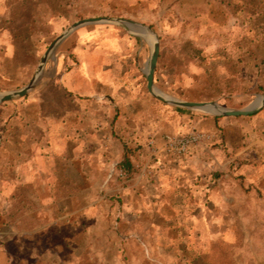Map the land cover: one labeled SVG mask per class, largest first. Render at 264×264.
Returning <instances> with one entry per match:
<instances>
[{"label":"rangeland","instance_id":"obj_1","mask_svg":"<svg viewBox=\"0 0 264 264\" xmlns=\"http://www.w3.org/2000/svg\"><path fill=\"white\" fill-rule=\"evenodd\" d=\"M14 2L0 0V22ZM134 6L69 0L55 12L62 26L49 24L50 12L42 6L32 26L39 59L76 20L135 16L158 35L154 78L163 92L241 109L264 91V0H139ZM143 46L145 68L150 48L145 40ZM20 81L0 76V92L25 84ZM145 85L150 103L142 106L162 107ZM238 118L234 131L208 138L190 183L157 172L159 167L150 172L142 149L132 155L135 169L128 179L118 169L119 157L115 162L109 155L102 164L94 156H39L33 171L21 170L35 184L24 212L17 206L8 212L15 186H4L24 157L1 139L0 264H264V106Z\"/></svg>","mask_w":264,"mask_h":264},{"label":"crops","instance_id":"obj_2","mask_svg":"<svg viewBox=\"0 0 264 264\" xmlns=\"http://www.w3.org/2000/svg\"><path fill=\"white\" fill-rule=\"evenodd\" d=\"M68 1L15 0L4 10V19L0 22L2 79L21 80L25 84L31 80L40 60L37 40L32 34L33 23L41 7L45 6L50 12L49 24L62 26L59 21L55 22L61 16L55 12L63 11ZM138 1L124 0L132 9ZM126 19L151 26L140 17ZM17 24L22 30L14 32L13 27ZM120 31L126 36H121ZM86 33L93 38L89 39ZM143 44V37L120 26L88 24L80 27L58 45L33 89L22 97L0 102V124L3 126L0 140L8 144L7 149L15 148L17 157H24L15 162L13 177L10 175L5 180L4 186H15L9 213L16 206L19 212H24L32 203L35 184L24 179L21 170L33 171L39 156L45 159L56 156L61 160L71 154L85 159L94 156L97 158L94 161L103 164L109 155L115 156L114 161L118 162L125 150L134 154L136 149H142L148 153L145 166L150 172L159 167L157 172L173 173L190 183L198 164L203 163L206 156L203 151L209 139L220 132L226 135V130L234 131L239 126L241 120L238 117L243 116L213 115L175 106L167 108L165 103L151 109L142 106L145 105L143 101H147L143 90L145 68L140 66V61L144 57L147 59ZM45 69L49 73L43 78ZM24 85L8 87L5 91ZM145 87L147 89V85ZM185 100L199 101L190 97ZM209 101L221 104L218 99ZM192 129H199L206 137L189 154L169 160L171 155L162 148L164 134L178 135ZM151 140L155 146L149 145ZM229 141L227 137V145ZM22 149L29 153L24 155ZM15 154L12 153V157ZM133 154L130 157L134 165ZM4 163L10 162L6 159Z\"/></svg>","mask_w":264,"mask_h":264},{"label":"water","instance_id":"obj_3","mask_svg":"<svg viewBox=\"0 0 264 264\" xmlns=\"http://www.w3.org/2000/svg\"><path fill=\"white\" fill-rule=\"evenodd\" d=\"M88 24L118 25L130 33L143 37L144 40H146L150 48L148 61L144 69L147 90L153 97L161 100L167 105L193 109L208 114L222 116H247L254 114L264 106V91L261 94H258L247 106L241 109L224 107L218 104L216 101H189L163 92L156 86L154 79V74L160 54L159 38L155 30L151 26L131 19L110 16L82 18L67 26L48 44L39 60L31 80L18 89L0 92V102L22 97L26 95L31 89H33L41 78L46 63L54 57L58 45L73 31Z\"/></svg>","mask_w":264,"mask_h":264},{"label":"built area","instance_id":"obj_4","mask_svg":"<svg viewBox=\"0 0 264 264\" xmlns=\"http://www.w3.org/2000/svg\"><path fill=\"white\" fill-rule=\"evenodd\" d=\"M205 134L192 129L185 134H164L162 138V148L167 154L173 156H183L190 153L191 149L199 144L204 138ZM150 146H155L154 140L149 141Z\"/></svg>","mask_w":264,"mask_h":264},{"label":"trees","instance_id":"obj_5","mask_svg":"<svg viewBox=\"0 0 264 264\" xmlns=\"http://www.w3.org/2000/svg\"><path fill=\"white\" fill-rule=\"evenodd\" d=\"M20 30H22V26L19 25V24L15 25L13 27V31L14 32H18ZM227 60L228 59H226V62L228 63ZM262 62H264V58H263ZM157 79L158 78H156V80ZM197 100L202 101V100H205V99H197ZM131 154H133V151L128 150V149L125 150V153H124V155L122 157V160L118 164V169H120L125 174V176H126L127 179L130 178V177H132V175L134 173V169H135V167H134V165H133V163L131 161V157H130Z\"/></svg>","mask_w":264,"mask_h":264}]
</instances>
